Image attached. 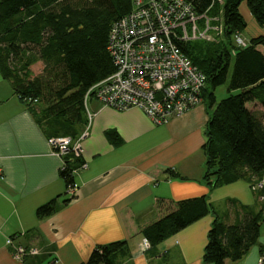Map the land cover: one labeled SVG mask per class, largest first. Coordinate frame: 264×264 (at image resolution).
I'll return each instance as SVG.
<instances>
[{
	"label": "crops",
	"instance_id": "obj_1",
	"mask_svg": "<svg viewBox=\"0 0 264 264\" xmlns=\"http://www.w3.org/2000/svg\"><path fill=\"white\" fill-rule=\"evenodd\" d=\"M246 21L242 39L264 34V25L252 16ZM247 105L257 114L264 112L258 100ZM212 108L203 99L154 124L140 108L116 109L91 96L86 123L74 137L80 153L56 154L48 141L54 129L36 119L0 72V264H81L94 247L115 240L126 243L113 264H213L202 260L212 213L147 247L141 232L177 200L199 195L206 196L225 223H239L259 210L264 170L212 186L202 177L204 129ZM66 164L70 185L60 173ZM260 181L262 186L253 187ZM51 198L56 209L38 217L36 207ZM6 236L38 251L16 259ZM262 254L264 220L256 242L224 264H257Z\"/></svg>",
	"mask_w": 264,
	"mask_h": 264
},
{
	"label": "trees",
	"instance_id": "obj_2",
	"mask_svg": "<svg viewBox=\"0 0 264 264\" xmlns=\"http://www.w3.org/2000/svg\"><path fill=\"white\" fill-rule=\"evenodd\" d=\"M240 1L211 5L210 15L218 9L222 12L215 40L179 41L181 50L204 72L202 95L213 106L202 144V177L211 186L259 176L264 170V112L257 114L247 105L258 100L264 106V34L248 40L239 36L247 22ZM199 2L198 10L209 4V0ZM246 4L254 21L264 25V0H246ZM130 6L131 0H0V72L36 119L54 129L53 135L74 138L86 123L84 92L114 69L106 47L108 30ZM36 60L43 66L33 73L30 64ZM222 83L227 95L216 100L214 88ZM167 171L179 175L171 168ZM60 173L70 185L71 167L66 164ZM56 207V199L51 198L36 207V215L43 217ZM206 213L214 217L202 260L213 264H224L225 258L236 260L259 235L264 191L259 210L247 213L239 223L220 220L206 196L199 195L177 200L173 209L144 225L141 232L148 245L155 244ZM125 243L97 245L81 264H113L116 251Z\"/></svg>",
	"mask_w": 264,
	"mask_h": 264
},
{
	"label": "built area",
	"instance_id": "obj_3",
	"mask_svg": "<svg viewBox=\"0 0 264 264\" xmlns=\"http://www.w3.org/2000/svg\"><path fill=\"white\" fill-rule=\"evenodd\" d=\"M199 1L131 0L129 10L112 21L108 30L106 47L114 69L85 90V110L93 96L116 109L140 108L157 124L201 103L206 76L181 50L179 41L206 37L209 29H219L221 25L211 20L219 21L220 16L208 12L214 1L222 0H209L201 10L195 6ZM48 141L56 154L81 150L78 139L68 134L50 136ZM262 185L255 182L253 187ZM5 244L19 260L38 251L15 243L11 236H6ZM143 244L148 246L145 237ZM263 262L262 254L257 264Z\"/></svg>",
	"mask_w": 264,
	"mask_h": 264
},
{
	"label": "rangeland",
	"instance_id": "obj_4",
	"mask_svg": "<svg viewBox=\"0 0 264 264\" xmlns=\"http://www.w3.org/2000/svg\"><path fill=\"white\" fill-rule=\"evenodd\" d=\"M239 10L242 13V15L245 17V19H248L249 17L252 16L250 11H249V9H248L247 4H246V0H241L240 1ZM216 13L219 14L220 17H221V14H222L221 9H218V11ZM221 20H222L221 18H220L219 21L211 20V24L219 23L221 25V23H222ZM218 32L219 31L217 29L211 28L207 32V36L206 37H202V38H200L198 40H200V41L201 40H203V41H205V40L213 41V40H215L217 38ZM42 66H43V63H42L41 60L33 61L30 64V68L32 69L33 73L39 72L41 70ZM226 88H227L226 83H222V84L216 86L214 93H215V96H216L217 100L220 99L221 97H224L225 95H227Z\"/></svg>",
	"mask_w": 264,
	"mask_h": 264
}]
</instances>
